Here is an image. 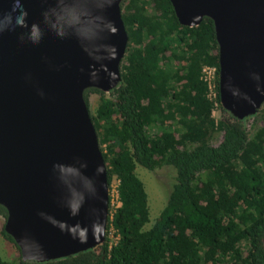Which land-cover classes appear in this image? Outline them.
Wrapping results in <instances>:
<instances>
[{
    "label": "trees",
    "instance_id": "16d2710c",
    "mask_svg": "<svg viewBox=\"0 0 264 264\" xmlns=\"http://www.w3.org/2000/svg\"><path fill=\"white\" fill-rule=\"evenodd\" d=\"M129 35L120 83L100 93L94 112L109 183L121 205L109 215L106 241L46 261L0 264H264V104L240 119L214 102L201 79L218 67L212 18L182 25L170 0H124ZM219 85V75H218ZM220 89V88H219ZM221 142L216 143L218 134ZM176 169L166 205L151 222L149 194L138 166ZM111 206V205H110ZM0 214L7 218L6 207ZM111 226L117 241L109 237Z\"/></svg>",
    "mask_w": 264,
    "mask_h": 264
},
{
    "label": "water",
    "instance_id": "95a60500",
    "mask_svg": "<svg viewBox=\"0 0 264 264\" xmlns=\"http://www.w3.org/2000/svg\"><path fill=\"white\" fill-rule=\"evenodd\" d=\"M123 1L20 0L19 26L13 0H0V204L25 261L106 241L108 168L84 93H110L122 79ZM170 1L182 25L213 19L221 105L240 119L256 115L264 104V0Z\"/></svg>",
    "mask_w": 264,
    "mask_h": 264
},
{
    "label": "rangeland",
    "instance_id": "374dc122",
    "mask_svg": "<svg viewBox=\"0 0 264 264\" xmlns=\"http://www.w3.org/2000/svg\"><path fill=\"white\" fill-rule=\"evenodd\" d=\"M109 94V93H107ZM100 99V93L90 92L88 94L89 111L94 112ZM215 116L220 117L219 110L216 111ZM223 135L220 133L216 137V143L221 142ZM138 174L145 184V188L149 194V204L151 208V222L153 223L160 214L163 207L166 205L168 198L172 192L173 186L176 182L177 172L172 166H163L155 170H149L143 166H138ZM110 184V183H109ZM118 181L113 179L110 184V203L116 201ZM112 199V202H111ZM109 206V210H110ZM110 215V214H109ZM6 217L0 214V255L10 261L17 263L20 258V252L17 247L8 240L3 234L2 230L5 228ZM110 240L115 241L116 238L110 233Z\"/></svg>",
    "mask_w": 264,
    "mask_h": 264
},
{
    "label": "built area",
    "instance_id": "2783aa9c",
    "mask_svg": "<svg viewBox=\"0 0 264 264\" xmlns=\"http://www.w3.org/2000/svg\"><path fill=\"white\" fill-rule=\"evenodd\" d=\"M218 67L215 65H210V64H206L203 66L202 68V72H201V79L205 82V84L207 85V89H208V98L214 102L215 105V110H214V115L216 113V111L218 110V106H219V101H218V96H219V85H218ZM116 193H117V197H116V201L113 203V205L110 203V214L113 213V211L121 205L120 202V198H119V193L118 190L116 189ZM112 202V199H111ZM110 233L113 234V236H115L116 240L113 241L111 240V245L112 243L116 242L118 237L116 236L115 233V229L111 226L110 231H109V235ZM110 237V236H109Z\"/></svg>",
    "mask_w": 264,
    "mask_h": 264
},
{
    "label": "clouds",
    "instance_id": "9594fccd",
    "mask_svg": "<svg viewBox=\"0 0 264 264\" xmlns=\"http://www.w3.org/2000/svg\"><path fill=\"white\" fill-rule=\"evenodd\" d=\"M11 7H12V11L17 13V15L15 16L16 19V23L19 26H25V20H26V12L23 11V6L20 3V0H13V2L11 3ZM76 21L75 17H71L70 20L68 22L70 23H74ZM31 36L33 39H39L40 33L38 31V29L33 26V30L31 32ZM79 202L78 201H74L71 204V208L73 211H76L79 208Z\"/></svg>",
    "mask_w": 264,
    "mask_h": 264
}]
</instances>
